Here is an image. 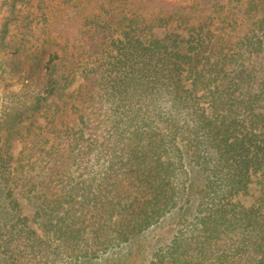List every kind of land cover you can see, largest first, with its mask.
<instances>
[{
  "label": "trees",
  "instance_id": "16d2710c",
  "mask_svg": "<svg viewBox=\"0 0 264 264\" xmlns=\"http://www.w3.org/2000/svg\"><path fill=\"white\" fill-rule=\"evenodd\" d=\"M184 1L111 6L113 33H97L96 65L85 68L69 116L57 109L44 127L22 124L56 94L69 60L43 58L25 41L7 52L9 67L25 66L0 111V264H264L261 4ZM9 6L1 43L15 21V0ZM198 8L223 24L217 48L202 28L187 39L145 38L152 23ZM254 182L261 196L247 207L238 198ZM172 216L170 235L142 245Z\"/></svg>",
  "mask_w": 264,
  "mask_h": 264
},
{
  "label": "rangeland",
  "instance_id": "374dc122",
  "mask_svg": "<svg viewBox=\"0 0 264 264\" xmlns=\"http://www.w3.org/2000/svg\"><path fill=\"white\" fill-rule=\"evenodd\" d=\"M14 0H0V30L8 15L10 9L9 4ZM121 0H15L14 16L15 21L9 26V34L3 43L0 41V111L4 102V95L7 90H17L19 87L20 74L18 67L22 69V65L15 61L9 67V51L13 54L14 49L21 43L26 42V46H33L32 50L37 48V52L46 58L49 53L58 52L69 62H64L56 74L55 78L58 82V90L43 108L35 114V116L25 122L22 126L27 127L34 125L36 127H44L48 124L50 116L57 109H63L64 116H69L68 108L73 102L72 94H77L81 84L83 83V74L85 68H92L96 64L93 63L95 56L100 47L95 46L97 42V33L112 34L113 30L108 27L111 21L112 13L108 11L111 6L120 4ZM165 3L175 4L179 6H187L188 2L184 0H159ZM184 1V2H183ZM212 0H203V4H207ZM261 10L258 18L264 17V0H259ZM109 4V5H108ZM104 6V7H102ZM204 6V5H203ZM107 11V12H106ZM178 17H172L163 23L151 25V29L145 32L147 39L167 40L170 37H178L187 39L191 30L194 28H202L209 34V46L212 49L217 48L222 35L223 24L217 17L209 16L206 11L196 9L190 14L184 13ZM129 15L128 17H130ZM113 28H116L113 26ZM95 35V36H94ZM114 35H119L114 30ZM259 35H264L263 31H259ZM8 42V43H7ZM30 43V44H29ZM9 45V46H8ZM73 68L70 72L69 69ZM11 70V72H9ZM73 77L67 81L64 78L67 73ZM16 128V127H15ZM19 136V135H18ZM15 133L11 138L7 151L12 160L15 161L19 157L22 149L20 138ZM15 196L19 199L23 207V215L33 218L34 210L30 204L27 195L19 188L14 189ZM261 196V189L257 182L250 186L247 195H241L238 200L245 206L254 205ZM177 219L174 216L166 219L164 223L151 234H145L139 238L143 244H147V249L154 244L158 238L170 235L172 229L176 226ZM37 222L31 221L34 227ZM134 264H142L136 259Z\"/></svg>",
  "mask_w": 264,
  "mask_h": 264
}]
</instances>
